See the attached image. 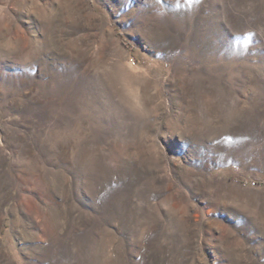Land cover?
<instances>
[{
	"label": "rangeland",
	"instance_id": "1",
	"mask_svg": "<svg viewBox=\"0 0 264 264\" xmlns=\"http://www.w3.org/2000/svg\"><path fill=\"white\" fill-rule=\"evenodd\" d=\"M0 264H264V0H0Z\"/></svg>",
	"mask_w": 264,
	"mask_h": 264
}]
</instances>
